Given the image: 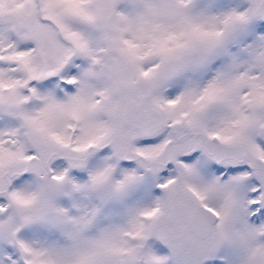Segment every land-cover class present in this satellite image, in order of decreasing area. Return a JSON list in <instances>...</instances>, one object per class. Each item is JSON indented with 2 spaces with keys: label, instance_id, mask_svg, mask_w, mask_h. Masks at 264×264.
Segmentation results:
<instances>
[{
  "label": "snow or ice",
  "instance_id": "6c2138e0",
  "mask_svg": "<svg viewBox=\"0 0 264 264\" xmlns=\"http://www.w3.org/2000/svg\"><path fill=\"white\" fill-rule=\"evenodd\" d=\"M0 264H264V0H0Z\"/></svg>",
  "mask_w": 264,
  "mask_h": 264
}]
</instances>
